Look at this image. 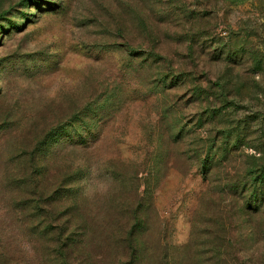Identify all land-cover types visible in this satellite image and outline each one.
<instances>
[{
  "label": "rangeland",
  "instance_id": "1",
  "mask_svg": "<svg viewBox=\"0 0 264 264\" xmlns=\"http://www.w3.org/2000/svg\"><path fill=\"white\" fill-rule=\"evenodd\" d=\"M263 174L264 0H0V264H264Z\"/></svg>",
  "mask_w": 264,
  "mask_h": 264
},
{
  "label": "trees",
  "instance_id": "2",
  "mask_svg": "<svg viewBox=\"0 0 264 264\" xmlns=\"http://www.w3.org/2000/svg\"><path fill=\"white\" fill-rule=\"evenodd\" d=\"M84 131H85V133H83L82 135L79 134V137H80L81 141H86L87 138L92 134V132L88 129V127L85 128ZM262 176H264V174H263ZM259 177H260V176H259ZM257 181H258V179L256 180V182H255L254 184L251 183V191L253 192L254 195L256 194V196L258 197V195H257L258 193H263V192H264V191H263V190H264V189H263L264 179H262V180L259 182V184H257ZM258 185H260L261 188H259ZM263 194H264V193H263ZM263 194H262V195H263ZM257 197H256L255 199H257Z\"/></svg>",
  "mask_w": 264,
  "mask_h": 264
}]
</instances>
